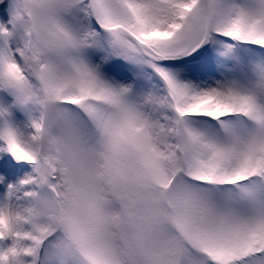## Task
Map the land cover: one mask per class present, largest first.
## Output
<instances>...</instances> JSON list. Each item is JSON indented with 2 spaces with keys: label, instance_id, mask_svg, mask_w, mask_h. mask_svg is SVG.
<instances>
[{
  "label": "snow or ice",
  "instance_id": "obj_1",
  "mask_svg": "<svg viewBox=\"0 0 264 264\" xmlns=\"http://www.w3.org/2000/svg\"><path fill=\"white\" fill-rule=\"evenodd\" d=\"M0 264H264V0H0Z\"/></svg>",
  "mask_w": 264,
  "mask_h": 264
}]
</instances>
